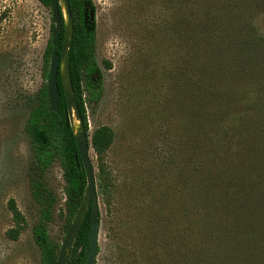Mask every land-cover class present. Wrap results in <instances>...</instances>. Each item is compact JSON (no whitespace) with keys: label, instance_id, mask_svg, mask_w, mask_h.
<instances>
[{"label":"rangeland","instance_id":"rangeland-1","mask_svg":"<svg viewBox=\"0 0 264 264\" xmlns=\"http://www.w3.org/2000/svg\"><path fill=\"white\" fill-rule=\"evenodd\" d=\"M91 3L102 92L97 103L83 105L86 134L99 126L113 132L112 143L100 160L111 195L105 205L96 193L95 264H165L159 256L161 227L169 236L191 228L192 154L185 123L189 110L185 71L181 73L186 65L182 54L189 22L210 19L212 23L216 16L235 14L240 31L248 19L255 36L264 39V0ZM50 24V9L36 0H0V264H40L31 238L37 204L30 194L34 170L25 121L36 91L45 84L42 56ZM258 47L264 51V45ZM254 63L253 75L236 81L240 110L245 100L259 101L256 95L264 102L263 53ZM251 110L255 111L250 117L261 133L259 143H264V106L257 103ZM89 159L95 175L98 162L91 149ZM233 163L230 155L226 167ZM42 181L54 199L47 233L51 241L60 243L63 232L58 212L64 199L57 162L43 173ZM8 199H13L26 223L15 241L5 237L11 226ZM262 218L264 214L254 218L255 232L264 224L259 221ZM260 233L254 264H264V229ZM214 258L215 264L224 260L219 253Z\"/></svg>","mask_w":264,"mask_h":264},{"label":"trees","instance_id":"trees-1","mask_svg":"<svg viewBox=\"0 0 264 264\" xmlns=\"http://www.w3.org/2000/svg\"><path fill=\"white\" fill-rule=\"evenodd\" d=\"M36 1L50 9V0ZM67 3L72 17L67 51L69 80L86 131L83 105L97 103L102 92V76L94 56V22L88 19L93 7L91 0H67ZM59 16L61 20L60 11ZM224 16L214 17L212 23L210 19L200 24L191 20L186 32V49L182 54L186 65L181 73L185 71V100L189 108L185 123L192 154L191 228L169 236L161 227L159 256L165 264H215L217 253L224 259L222 264H254L258 255L260 237L257 234L262 233L264 224L259 225L258 232L253 225L254 218L261 219L264 214V143H259L261 133L250 112L255 111L251 109L257 103L263 107L264 102L256 95L259 101L245 100L240 110L238 99L241 98L235 86L237 80L244 81L253 75L256 56L263 53L264 57V51L258 47L264 45V39L255 36L248 19L242 25L244 31H240L239 16ZM51 28L52 24L50 31ZM61 39L62 28L54 45L50 44V36L47 40L42 56L43 78L47 74L49 55L59 52ZM182 56L179 54L178 59ZM103 64L109 69L107 62ZM55 82L59 95L57 111L48 112L43 84L33 97L25 121L34 170L30 194L37 204L31 238L39 251L40 264H55L59 247L47 233L54 199L42 181L43 173L53 162L58 163L63 182V208L58 212L63 235L85 188L72 131L64 128L65 102L58 73ZM88 138L98 162L94 175L96 193L108 205L111 184L100 160L112 143L113 132L107 126H99ZM230 155L234 163L226 167ZM6 209L11 226L5 231V237L15 241L26 223L13 199L6 201ZM88 211L65 264L85 263L86 236L91 224L87 220ZM259 221L264 223V219Z\"/></svg>","mask_w":264,"mask_h":264},{"label":"water","instance_id":"water-1","mask_svg":"<svg viewBox=\"0 0 264 264\" xmlns=\"http://www.w3.org/2000/svg\"><path fill=\"white\" fill-rule=\"evenodd\" d=\"M61 14V20L59 11ZM65 15V19L63 18ZM88 19L93 21V12L89 11ZM50 44L54 45L57 34L62 28V39L59 52H51L49 55L47 74L45 77V93L48 112L57 111L58 92L56 89V74L59 75L61 90L65 102L64 128L72 131L77 156L84 174L85 188L78 204V207L64 233L56 253L55 264H65L67 255L72 247L77 231L88 211V222L91 223L87 236L84 264H95L97 254V235L99 230L98 221V198L93 168L89 159L90 144L89 138L84 130L81 118L79 117L76 104L72 96V89L69 80L67 51L70 36L72 33V17L67 0H50ZM76 119V121L74 120ZM75 121L76 127L72 126Z\"/></svg>","mask_w":264,"mask_h":264},{"label":"bare ground","instance_id":"bare-ground-1","mask_svg":"<svg viewBox=\"0 0 264 264\" xmlns=\"http://www.w3.org/2000/svg\"><path fill=\"white\" fill-rule=\"evenodd\" d=\"M63 18L65 19V15H63ZM76 124L77 123H75V121H73L72 126L75 128L76 127Z\"/></svg>","mask_w":264,"mask_h":264}]
</instances>
